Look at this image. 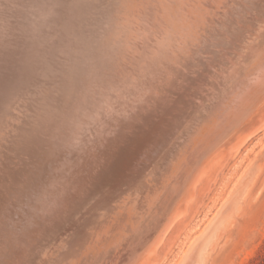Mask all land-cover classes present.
<instances>
[{
    "label": "bare ground",
    "instance_id": "bare-ground-1",
    "mask_svg": "<svg viewBox=\"0 0 264 264\" xmlns=\"http://www.w3.org/2000/svg\"><path fill=\"white\" fill-rule=\"evenodd\" d=\"M49 1L42 7L44 19L54 10ZM32 2L40 14L43 0H0V105L6 101L3 114L7 108L9 112L11 97L26 78L21 77L31 74L33 67L29 59L23 60L26 50L18 43L23 38L20 32L26 31L21 10L25 12V6L34 9ZM137 2L126 0L115 26V20L111 19V24L109 15L102 11L114 29L107 28L105 41L90 50L79 86L65 89L67 81L62 79V91L57 93L46 81L51 88L44 83L37 90L38 106L22 128L18 127L17 136L13 133L17 126L12 130L14 141L2 138L8 143L0 150V264H137L146 246L153 240L150 247L158 245L176 218L179 193L193 164L213 141L222 139L228 129L244 120L243 115L255 112L264 94V0L139 1L143 10ZM96 15L101 17L100 13ZM83 34L77 38H83ZM29 38L27 44L32 41ZM68 46L60 52L67 51ZM37 53L28 54L35 58ZM22 60L26 62L20 65L23 68L19 67ZM244 66L249 69L233 83L235 71ZM229 82L233 83L235 100L230 96V103L220 100L222 104H217L220 96H216L229 88ZM182 133L188 138L176 152ZM157 188L161 190L153 198L151 192ZM236 200L228 203L229 209L225 207L215 226L234 215ZM198 246L185 257V264H201Z\"/></svg>",
    "mask_w": 264,
    "mask_h": 264
},
{
    "label": "rangeland",
    "instance_id": "rangeland-1",
    "mask_svg": "<svg viewBox=\"0 0 264 264\" xmlns=\"http://www.w3.org/2000/svg\"><path fill=\"white\" fill-rule=\"evenodd\" d=\"M46 1H47V3H46ZM46 1H45V3H44V0H43V2H40L43 4V5L42 4L39 5L40 8L38 7L40 14H38V9L36 8L37 6L35 7V5H33L34 4L33 2H32V5H33V7H35L34 9H32V7H30V6H28V8H27V6H25L26 8L23 7L25 12L22 13V10H21V13L18 12V13L24 15V18H26V20L24 18H22L23 19L22 20V22H23L22 27L24 28V30L26 29V31H24L22 28L21 31H24V32L23 33L20 32V37H23L24 39L19 38L20 41H22V42L24 41L27 44L28 39H26V38L30 37L29 40L32 39V41H29V43L27 44V47H26V44H23L24 42L22 43V42H19V40H18V43H19V45L21 44V46L23 45V48H21V49L26 50V51L24 50L25 52L23 51L24 55L26 56L25 59H23V60L25 61V60L29 59L32 62V63L31 62L30 63L33 67L31 69V74H28V76L21 77L22 80H23V78H25V77L26 78H25V80H23V84L21 82L22 85L19 83L17 93L11 97V100L9 103H11L10 107H12L13 110H11L9 107V112L10 111L11 112L9 113L7 111L8 110V108H7L6 113L3 114L2 113L4 111L3 107L6 105V101L2 102V104L0 105V138H1L0 150L2 149V147L4 148V146H3L4 143H8L10 141H11L10 143H12L14 141V134H16V136H17L19 129L22 128V125H24V123L26 122L27 119L28 120L30 119L29 117L32 116V113L34 114V111L38 106V100H39V99H37V97L39 98L38 93H40L39 92L41 90L40 88H43L42 85L44 83H45L44 87L46 86L47 88H51L50 85H53L52 86L53 89H51V91L52 92L57 91V93H60L62 91L61 85L64 84V83H61L62 79L67 81L65 83V89L73 87L77 84L79 86L81 77L83 76L84 66L88 62L87 57L90 53V50H92L98 44V42L105 41L103 39L106 38L105 36L108 33L106 31L107 28L111 27V28H109L108 31H111V29L112 30L114 29L113 27L115 26V23H117L116 20L120 17V14H121L120 10L122 11V8L124 10L125 2H126V0H108L107 2H109L111 6H109V5L107 6V4H109V3H107L106 0L105 1L100 0L101 2L99 0H91L92 2L88 1V0L87 1L83 0V2H85L84 5L89 7L86 9V7L83 4H81L82 0L81 1L80 0H70V1L69 0H54L55 2H53V0H51L52 2L49 1V5H50V2H51V4H53L51 6H53V8L57 12V14L55 15L56 12H54V10H53V13H51L52 15L50 14L51 15L50 16L48 14L47 15L48 17L45 16V19H44V14L42 16L41 13H42V9H43L42 7H46L48 5V0H46ZM68 1H69V3H68ZM137 1H138L137 2L138 6L142 9V5L140 2L146 1V0H137ZM65 2H66L67 6L65 5ZM86 2H89L92 5V9L90 8L91 5L90 4L88 5ZM103 3H105L106 5L104 6ZM93 4H94V6H93ZM80 5H81V7H80ZM82 5L85 7V9L82 8ZM75 6L77 7V9ZM96 6H97V8H96ZM121 6H123V7L121 8ZM98 7H99V9H98ZM103 7L106 8V11L103 9ZM78 8H80V12H81V13H79V16L77 15ZM94 9H95V11H94ZM97 9L100 11H97ZM26 10H27V12H26ZM83 10L85 11V13ZM108 10H110V11H108ZM61 11L63 13H61ZM87 11H88L87 15H89V18L86 15ZM102 11L104 13H106L107 16L109 15L108 18L110 17V21H109L110 23H111V19L112 20L116 19L115 21H112V22H114V26L111 25L112 23L111 24L108 23L109 19H107V16ZM113 11H114V13H113ZM214 11L217 12V10H214ZM34 12L36 13V15H34ZM74 12H75V17H74ZM82 12L86 16L84 14L82 16ZM108 12H109V14H108ZM110 12H111V14H110ZM68 13H69V15H68ZM97 13H100L101 17H98L99 14L96 15ZM80 14L82 16L81 18L84 19V21H82L84 24L80 21V18H79ZM30 15H31V18L33 16L36 18L35 19L32 18V20H31V18H28V16L30 17ZM51 17H52V19H51ZM97 17L99 19H97ZM15 18L16 17L14 16L13 19L15 20ZM103 18L105 20H107L106 23H105V20H103ZM17 19H18V17H17ZM59 19L60 20L64 19V20L60 21ZM73 19H74V22H73ZM88 19H89V21H86ZM100 19H101V21H100ZM36 20H37V22H35ZM53 20L55 23L54 22L52 23ZM68 20H69V22H68ZM135 21H138V19L136 18ZM27 22H30V23L27 24ZM34 22H35V25L33 26ZM44 22H45L46 27L44 25ZM58 22H59V24H58ZM66 22H68L69 25ZM95 22H98L99 24L95 23ZM107 23H108V25H107ZM29 24H30V26L32 25L33 27L28 26ZM71 24L73 25V27ZM39 25H40V27H39ZM41 25L42 26L44 25V27H42ZM98 25H100L99 27H102V28L105 27L104 31L102 28H99ZM41 27H42V29L43 28L44 29L42 30ZM34 28L39 30V31H37V34H36V29H34ZM53 28H55V30ZM74 28L78 30V32H75L76 35L78 34L77 37H79V36L82 37V34L84 32L83 38H81V37L77 38L74 35V31H76ZM81 28H83V29H81ZM92 28H94V29L92 30ZM46 29H48V30H46ZM57 29H61L60 30L61 33ZM67 29H68L69 33H67V31H66ZM70 29L72 31H70ZM79 30H81L82 32L81 31L79 32ZM43 31L45 33L48 31L49 32L46 33V36H45V33H43ZM102 31L104 34L105 33L106 34L103 35ZM57 32L59 35H57ZM91 32H92V34H91ZM98 33H99V35H98ZM39 34H41V35H39ZM49 34H50V36H49ZM68 35L70 36L71 40L69 39ZM89 35H90V37H89ZM26 36H28V37H26ZM42 36H43V38H42ZM53 36H54V38H53ZM60 36L61 37L64 36V37L61 38ZM84 36H85V38H84ZM55 37L58 38V41H57V38L55 39ZM87 37H88V39H87ZM51 38L55 39V40L49 41V40H51ZM66 38L68 40H66ZM83 39L85 40V43L83 42ZM98 39H100V40H98ZM44 40L49 41V42L46 43ZM64 40H66V41H64ZM63 41H64V43H63ZM69 41H71L70 43H72V45L69 43ZM35 42H39V43H35ZM65 42H66V44H65ZM67 42L69 44H67ZM32 43L33 44L35 43V44L33 45ZM37 44L38 45L40 44V45L38 46ZM44 44L47 45V48H44V47H46ZM58 44H60V46L61 45H63V46L60 47ZM53 45L54 46L56 45V47H54ZM66 45L67 46L71 45V46L67 47V49L70 47L69 48L70 50L68 49L70 51V53H68L69 52L68 50L67 51H66V49L64 50V52L66 53V55H65V53L63 51L62 52L64 54L60 52L61 51L60 49L66 47ZM78 45H80V46H78ZM28 46H30V47H28ZM57 46H59V47H57ZM24 47H26V48H24ZM37 47L41 50L37 49ZM40 47H43L44 49H42ZM72 47H73V49H72ZM27 49H30V52ZM46 49H48V50H46ZM52 49H54V50L52 51ZM74 49H75V51H74ZM44 50L46 53L43 52ZM27 51H28V53H30V55L33 54L34 56H35V52H38L36 54L37 55L36 57H39L38 62H37V58L36 57L34 58L33 55L31 57L27 53ZM58 51L60 52L59 53L60 55L58 54ZM42 52H43V54H42ZM46 54H47V57H45ZM40 55H42L41 58H40ZM53 55L55 56V58L57 60L59 57V60L61 59L62 62H61V60L59 62L56 59L54 61V58L52 57ZM63 56H66V57H63ZM44 59H45V61H44ZM24 61L23 62L20 61L19 67L23 66V64L25 65L26 62H24ZM36 62H37V64H36ZM51 62L54 64V68H53V64ZM33 63H35L36 65L35 64L33 65ZM44 63H46V64L44 65ZM62 63L66 64V65H63ZM57 64L58 65L60 64V65L57 66ZM43 65H44V68H43ZM48 65H50V66L48 67ZM74 65H75V67H73ZM60 66H61V68H60ZM21 68H23V67H21ZM33 68L36 69V71L33 70ZM55 68H57L56 74H55ZM58 68H59V70H58ZM39 69H40V71H39ZM44 69H45V71H43L44 73L41 72V70H44ZM48 69L50 71H48ZM248 69H249V67H246V66L240 67L239 69H237L235 71V75H234L233 80H232L233 83L237 79L241 78L244 75V72L247 71ZM60 71H61V73H59V76H58L57 72H60ZM38 72H39V74H38ZM50 73H52V74H50ZM65 73H66V75H65ZM20 74H21V72H20ZM49 75H52V79H51V76H49ZM56 75L58 77H54ZM32 76H34V77H32ZM70 76H72L71 79L69 78ZM28 77H29V79L31 78V82L28 79ZM38 77L41 78L43 82L40 81L41 79L39 80ZM48 79H50L53 82H51ZM46 81L48 83H50V85ZM54 81L57 84H55ZM231 82L228 83L229 88H227L223 93H221V94L219 93L216 96V97L220 96L218 98V100L216 99L217 104H218V101L221 102L220 100H224V101L229 102L231 97H232V99L235 100V98H236L235 97L236 95L234 92L235 89L234 90L232 89L231 85L233 83L231 84ZM37 83H38V85H37ZM28 84L30 85L31 88L27 87V86H29ZM35 84H36V86H35ZM34 88H35V90H34ZM24 90H26L27 92H25ZM33 90H34V92H33ZM37 90H39V91H37ZM67 91L70 92L71 90H67ZM225 92H226V95H225ZM228 92H229V94H227ZM233 92H234V95H233ZM36 93H37V97H36ZM30 95H31V97H30ZM224 95H225V97H224ZM28 97L30 98V100H31V98L33 100L28 101ZM62 97H64V96H62ZM222 97H223V99H222ZM228 97H229V99H227ZM12 100L14 101V104H12L13 103ZM17 100H18V102H17ZM61 100H63V102L65 104V100H66L65 97L62 98ZM234 100L231 101V104L233 103ZM32 101H34V103ZM263 101H264V94L260 96V100L255 107L256 110L254 113L251 112L250 115L249 114L243 115V118L245 121L242 120L241 122H239L238 125L228 129L227 133L225 134V136L222 137V139H220V140L218 139V141H216V142L213 141L211 143L212 147L208 148L206 153H203V157L200 158L199 161H197L195 164H193L192 169H191L190 173L188 174V176L185 180V184L182 186L181 192L179 193V199L177 201L178 208H177V210L175 209L177 207V204L175 205V208H174V210H176V213H175L176 218L174 217V219H172L171 224L169 225L168 229L163 234V238L161 239V241L159 242L158 245H152V247H150L151 244H153L152 242H154V240H153V241H151V244L146 246V249L142 252L137 264H182V263L185 264V259L188 258L190 255H192V253H194L195 248L198 245L200 246V247L198 246L200 249L199 254L202 256L201 264H248L249 261L253 258H255L256 261H260V260L264 259V111L262 110V109H264L263 108L264 107ZM26 103H28V105L30 107ZM220 104H222V102ZM26 107H27L28 111L25 110ZM1 108H3V109H1ZM15 108L16 109L18 108V110H16ZM19 108H20V110H19ZM252 108H254V107H252ZM23 110H24V114L27 113L26 116L22 113ZM19 111H22V112H19ZM29 111L31 113H29ZM206 111H208V110H206ZM12 112H13V117H12ZM258 112L260 113V116H259ZM20 113L22 115H19ZM261 113H263V114L261 115ZM16 114H18V115L16 116ZM258 116L260 118H258ZM14 117H16V119H14ZM10 118H12V119H10ZM2 120H4L5 122L7 121L6 124L4 123V121L2 122ZM86 121H90V120H86ZM262 121H263V123H262ZM16 122H18V123H17V125L14 126V123H16ZM9 123L10 124L12 123V125H10ZM18 124H19V126H18ZM250 124H252V125H250ZM11 126H14V127H11ZM16 126H17V128H16ZM248 126H249V128H248ZM9 127H10L11 131H9ZM18 127H19V129H18ZM14 128H16V130L17 129L18 130L17 131L15 130L13 132L14 133L13 134L12 130H14ZM190 130L191 129H189L188 131H190ZM253 130L255 132L252 133L251 131H253ZM1 132H3V133H1ZM4 132H5V134H4ZM190 132H192V131H190ZM183 134L184 133L181 134V136L178 138V140L176 142L175 147L178 148L177 150L175 148L176 152L179 151V148L183 146V143L188 138L187 135L183 137ZM7 137H8V139H7ZM245 137H246V139H245ZM2 138H6L8 140V142H6L5 139L2 140ZM12 139H13V141H12ZM224 141H225V143H224ZM1 143H3V144H1ZM237 143H238V145H237ZM239 143H241V144L239 145ZM230 144H231V146H230ZM218 145L220 147H218ZM236 145H237V148H236ZM228 147H234V148H230L231 149L230 150ZM235 148L238 150L236 151ZM1 153L3 154V151H0V154ZM192 189H194L193 192H192ZM160 190H161V188L160 189L157 188V189H155L154 193L151 192V195L153 196V198H155V195H157ZM235 198H237V200L235 203L236 209L234 210V215L231 216L230 218H228L227 216L224 217L222 219V221L219 223L220 225L218 224V226H215V223L217 224V221L219 220L218 218L225 214V211H226L225 207L227 208L228 203L231 204V202L233 200H235ZM146 201H147V206H148L150 201H149V199H147ZM153 202H154V199L151 201V203H153ZM184 203H185V205H184ZM150 205H152V204H150ZM147 206H146V208L141 207L140 212L142 213L143 208H144V210L145 209L147 210ZM182 206H184L185 208H183ZM139 207L140 206L135 207V209L139 208ZM229 207H230V205H229ZM229 207L227 208V210L229 209ZM223 212H224V214H222ZM201 232H202V234H201ZM199 235H201V237ZM213 235H214V239H213ZM197 236H199L198 239H197ZM205 236L207 238H205ZM193 241H194V243H193ZM197 242H199V243H197ZM189 244H190V246H189ZM191 245H193V246H191Z\"/></svg>",
    "mask_w": 264,
    "mask_h": 264
},
{
    "label": "trees",
    "instance_id": "trees-1",
    "mask_svg": "<svg viewBox=\"0 0 264 264\" xmlns=\"http://www.w3.org/2000/svg\"><path fill=\"white\" fill-rule=\"evenodd\" d=\"M248 264H264V259L256 261L255 258L251 259Z\"/></svg>",
    "mask_w": 264,
    "mask_h": 264
}]
</instances>
